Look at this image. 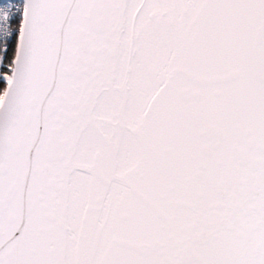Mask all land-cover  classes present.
Returning <instances> with one entry per match:
<instances>
[{
    "label": "snow or ice",
    "instance_id": "6c2138e0",
    "mask_svg": "<svg viewBox=\"0 0 264 264\" xmlns=\"http://www.w3.org/2000/svg\"><path fill=\"white\" fill-rule=\"evenodd\" d=\"M0 264H264V0H0Z\"/></svg>",
    "mask_w": 264,
    "mask_h": 264
}]
</instances>
